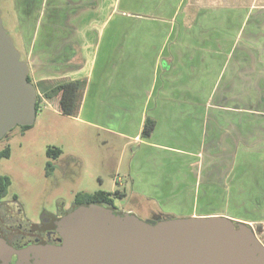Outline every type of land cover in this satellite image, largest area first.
I'll return each mask as SVG.
<instances>
[{
	"label": "crops",
	"instance_id": "0c3cea01",
	"mask_svg": "<svg viewBox=\"0 0 264 264\" xmlns=\"http://www.w3.org/2000/svg\"><path fill=\"white\" fill-rule=\"evenodd\" d=\"M12 1L40 109L118 151L103 192L121 213L264 221V0H89L88 13L55 0L40 17L29 8L43 0ZM76 80L77 112L62 115L52 92ZM224 199L230 214L213 211Z\"/></svg>",
	"mask_w": 264,
	"mask_h": 264
},
{
	"label": "water",
	"instance_id": "95a60500",
	"mask_svg": "<svg viewBox=\"0 0 264 264\" xmlns=\"http://www.w3.org/2000/svg\"><path fill=\"white\" fill-rule=\"evenodd\" d=\"M3 26L0 10V139L36 117V90ZM62 243L14 249L0 237V264H264V245L224 216L149 224L101 205L78 207L56 223Z\"/></svg>",
	"mask_w": 264,
	"mask_h": 264
},
{
	"label": "rangeland",
	"instance_id": "374dc122",
	"mask_svg": "<svg viewBox=\"0 0 264 264\" xmlns=\"http://www.w3.org/2000/svg\"><path fill=\"white\" fill-rule=\"evenodd\" d=\"M15 1L20 5L19 1L22 0ZM44 1L41 6L40 2H32L29 8L31 17L49 13L50 5L55 0ZM90 2L87 0L76 13L83 10H86L83 13H88ZM63 4L68 5L66 1ZM0 9L3 26L12 37L15 47L24 49L21 41L20 46L17 44L11 31L14 29L16 16L13 1L0 0ZM25 57L22 55L21 59L26 61ZM30 57L29 55L34 64ZM47 108L45 106L37 111V117L31 126H16L0 139V151L5 148L10 150L8 158L0 159V175L10 182L7 194L2 199L4 217L1 228L4 233L7 232V238L14 249L35 241L36 238L23 234L30 230L32 224L47 221L48 215L63 217L71 211L78 193L92 194L112 189L110 175L118 151L113 146L111 149L104 146L103 141L109 137L99 129L87 127ZM48 147L59 148L61 155L56 159L47 158L45 152ZM47 162L51 164L49 168L46 167ZM262 177L259 175L258 179ZM262 201L263 199H253L258 205ZM124 202L125 200H115L116 209H127ZM228 205L229 199H224L222 204L214 205L212 210L230 214ZM136 215L144 222L156 223L155 218ZM249 223L264 245V221L258 225Z\"/></svg>",
	"mask_w": 264,
	"mask_h": 264
},
{
	"label": "trees",
	"instance_id": "16d2710c",
	"mask_svg": "<svg viewBox=\"0 0 264 264\" xmlns=\"http://www.w3.org/2000/svg\"><path fill=\"white\" fill-rule=\"evenodd\" d=\"M27 80L31 83V79L29 75H27ZM85 82L83 80H76V81H69L65 83L59 84L56 89L53 90L52 93L54 95H58V111L62 115L66 116H74L77 112L80 96L82 90L84 88ZM36 113L40 109V99L39 96L36 95V104H35ZM28 127V126H24ZM153 128V123L151 121H147L142 134L148 136ZM46 157L49 159H56L61 155V150L57 147H48L46 149ZM10 155L9 148H5L4 150L0 151V159L3 157L8 158ZM51 164L49 162L46 163V167L49 168ZM9 180L8 178L0 175V237L3 238L7 243L9 242L7 235L4 230L1 228V221L3 220V202L2 199L7 194V189L9 187ZM116 195V194H115ZM113 195L110 193H106L103 191H97L92 194L88 193H78L74 198V204L71 208V211L65 213V215L69 214L73 210L78 207H89L95 205H101L106 209L121 213V211L117 210L112 199ZM64 215V216H65ZM61 217L48 215L47 221H42L38 224H32L30 230L28 232H23L24 235L34 237V238H43V234L49 230H57V221H59ZM237 224V222H234ZM58 232V230H57ZM59 233V232H58ZM10 243V242H9ZM8 243V244H9Z\"/></svg>",
	"mask_w": 264,
	"mask_h": 264
},
{
	"label": "flooded vegetation",
	"instance_id": "af4514ba",
	"mask_svg": "<svg viewBox=\"0 0 264 264\" xmlns=\"http://www.w3.org/2000/svg\"><path fill=\"white\" fill-rule=\"evenodd\" d=\"M27 234V233H25ZM49 234V236H48ZM28 235V234H27ZM30 237V236H29ZM34 238V237H33ZM7 241V240H6ZM10 242V241H9ZM8 242V243H9ZM62 240L61 237L59 235V233L57 232V230H49L46 233L43 234V238H36L35 241L33 243H29L28 245H26L25 247H21V248H15V249H25L28 248L29 246H33V245H42V244H48V245H53V246H59L61 245ZM10 246H12L11 243H9ZM13 247V246H12ZM14 248V247H13Z\"/></svg>",
	"mask_w": 264,
	"mask_h": 264
}]
</instances>
